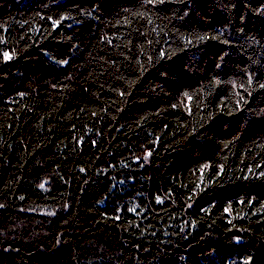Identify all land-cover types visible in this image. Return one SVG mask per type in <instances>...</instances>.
I'll return each mask as SVG.
<instances>
[{"label": "trees", "instance_id": "1", "mask_svg": "<svg viewBox=\"0 0 264 264\" xmlns=\"http://www.w3.org/2000/svg\"><path fill=\"white\" fill-rule=\"evenodd\" d=\"M0 264H264V0H0Z\"/></svg>", "mask_w": 264, "mask_h": 264}, {"label": "snow or ice", "instance_id": "2", "mask_svg": "<svg viewBox=\"0 0 264 264\" xmlns=\"http://www.w3.org/2000/svg\"><path fill=\"white\" fill-rule=\"evenodd\" d=\"M5 59H11V55L5 54Z\"/></svg>", "mask_w": 264, "mask_h": 264}]
</instances>
